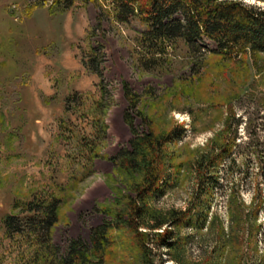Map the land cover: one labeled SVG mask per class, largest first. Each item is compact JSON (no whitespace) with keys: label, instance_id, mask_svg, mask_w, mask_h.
Masks as SVG:
<instances>
[{"label":"rangeland","instance_id":"1","mask_svg":"<svg viewBox=\"0 0 264 264\" xmlns=\"http://www.w3.org/2000/svg\"><path fill=\"white\" fill-rule=\"evenodd\" d=\"M56 1L0 0V264H62L75 245L89 264H144L124 222L108 229L100 262L91 251L130 198L149 208L138 222L156 264H264V67L250 54L212 55L218 44L207 36L152 47L148 25L120 19L117 0ZM151 130L169 138L154 164L159 187L142 199L145 172L122 160ZM233 139L230 157L209 167ZM163 219L171 222L154 226ZM165 229L169 248L156 236Z\"/></svg>","mask_w":264,"mask_h":264},{"label":"trees","instance_id":"2","mask_svg":"<svg viewBox=\"0 0 264 264\" xmlns=\"http://www.w3.org/2000/svg\"><path fill=\"white\" fill-rule=\"evenodd\" d=\"M73 1L57 0L56 2L57 4L62 3L63 9H65ZM256 1L264 2V0H255L254 2L248 0H117L120 6L117 16L122 20L128 19L129 16H138L142 22L148 25V29L142 32L143 40L152 47L164 44L166 40L169 41L177 36H183L187 42L195 45L197 44L196 38L201 39L207 36L218 44L217 48L211 51L212 55L222 59H236L240 56L239 61H241L242 57L250 54L255 60V66L261 72L264 65H260L258 59L260 54H264V5ZM97 59L98 57L93 58L92 63H96ZM126 90L130 104L136 106L138 97L132 94L128 87ZM138 112L146 121L147 117L144 112L139 109ZM129 118L128 122L132 125L133 118ZM183 132L184 129H181L177 137L179 138ZM167 138L169 136L157 137L151 130L143 137L133 139L132 150L123 154V169L145 172L143 183L136 187L137 193L142 199L155 192L159 187L162 173L154 164L160 161L162 145L168 140ZM233 144L234 139L220 146V153L217 157L215 156L213 161L215 163H210L209 167L216 165L217 160L230 157ZM207 173L205 184L213 187L218 183L217 174L215 175L211 171H207ZM129 200L126 205L127 209L114 212L112 215L114 221H108L100 228L97 239L92 243L91 251L100 262L105 255V247L109 238L108 229L120 227L119 223L124 222L139 241L144 255L143 263L156 264L152 258L148 257V246L145 243L146 234L139 230L138 220L144 213H148L149 208L146 203L139 205L135 199L130 198ZM234 200V188H231L230 210ZM48 210L51 222L56 213L55 208L50 207ZM108 212L111 211L106 210V213ZM125 212L128 220L124 219ZM172 214L174 216L172 220L176 223L182 222L185 218V213L176 215V212H173ZM175 217L178 218L174 219ZM169 222L171 221L163 219L154 226H162ZM172 233L171 229H165L160 234H156L159 236L158 240L162 246L169 248L175 244ZM87 252V249H78V245H75L69 258L61 262L62 264H89L90 256Z\"/></svg>","mask_w":264,"mask_h":264},{"label":"crops","instance_id":"3","mask_svg":"<svg viewBox=\"0 0 264 264\" xmlns=\"http://www.w3.org/2000/svg\"><path fill=\"white\" fill-rule=\"evenodd\" d=\"M25 1H26V0H8V1L6 0L5 4L10 5L11 3H15V2H16V3H18L19 6H20V4H21V3H24ZM36 11H37L36 9H33L32 11H30V12L28 13V15H29L28 18H29V19H30V18H33V19L36 18V17H35V13H36ZM28 15H27V16H28ZM30 20H31V19H30ZM11 24H12V23H11ZM37 24L40 25V22L37 21ZM82 26H83V23H79V29H80V30L83 29ZM68 27H69V28L71 27V26H70V23L68 24ZM77 28H78V27H77ZM9 30H10V28H9ZM12 30H13V29H12ZM9 32H10V33H8V34H9V39H10V37H12V39H13V40H12V43H13V44H14V43H17V42H15V41H16V40H15V36H16V35H15V34H16L15 31L13 32V31L10 30ZM25 33H26V32H25ZM25 35H26V34H25ZM27 35H28V33H27ZM13 44H12V45H13Z\"/></svg>","mask_w":264,"mask_h":264},{"label":"built area","instance_id":"4","mask_svg":"<svg viewBox=\"0 0 264 264\" xmlns=\"http://www.w3.org/2000/svg\"><path fill=\"white\" fill-rule=\"evenodd\" d=\"M43 2L44 3H46L47 2V0H43ZM13 6V8H15L16 7V5H12Z\"/></svg>","mask_w":264,"mask_h":264}]
</instances>
